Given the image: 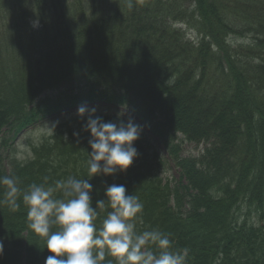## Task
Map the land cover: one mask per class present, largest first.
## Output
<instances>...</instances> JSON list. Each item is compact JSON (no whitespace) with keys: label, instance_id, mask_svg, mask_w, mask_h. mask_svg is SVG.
<instances>
[{"label":"trees","instance_id":"1","mask_svg":"<svg viewBox=\"0 0 264 264\" xmlns=\"http://www.w3.org/2000/svg\"><path fill=\"white\" fill-rule=\"evenodd\" d=\"M129 2L0 0V177L20 189L12 210L0 184V264H45L54 255L28 227L22 197L31 184L64 199L58 181L90 178L87 115L73 128L57 125L25 161L14 157L13 141L89 105L117 111L93 118L127 123L122 110L142 127L126 171L90 178L93 207L107 186L123 184L143 204L134 231L164 233L171 250L187 249L184 264H264V0ZM177 133L200 152L184 156ZM161 151L178 170L173 181L161 176ZM244 202L259 211L258 223L238 220ZM110 211L106 200L97 228Z\"/></svg>","mask_w":264,"mask_h":264},{"label":"clouds","instance_id":"2","mask_svg":"<svg viewBox=\"0 0 264 264\" xmlns=\"http://www.w3.org/2000/svg\"><path fill=\"white\" fill-rule=\"evenodd\" d=\"M129 7H132L131 0ZM95 112V107L77 109L80 117H88L84 130L90 132L88 143L92 149L88 160L89 177L126 171L138 156L133 142L139 138L142 127L132 119L127 123L104 122L100 117L93 118ZM90 178L70 177L58 181L56 187L63 190L64 199H54L52 187L35 183L23 194L28 227L45 238L47 250L54 254L46 257L45 264H101L106 251L118 264H184L187 249L171 250L172 242L164 233L153 230L137 234L134 231L135 225L130 221L142 212L143 204L138 196L129 194L123 184L106 187L104 195L112 211L97 228L94 224L97 209H103L106 200L99 199L96 206H92ZM0 184L6 186L4 202L12 210L18 209L20 189L16 179L3 176ZM53 225L58 226L57 231H51ZM149 244L159 251L150 250ZM2 253L3 243L0 242Z\"/></svg>","mask_w":264,"mask_h":264},{"label":"rangeland","instance_id":"3","mask_svg":"<svg viewBox=\"0 0 264 264\" xmlns=\"http://www.w3.org/2000/svg\"><path fill=\"white\" fill-rule=\"evenodd\" d=\"M184 31L186 33V36L191 39L193 42H198L201 40V35L192 29L184 28ZM188 39V40H189ZM234 42L238 43L242 40L239 38H235L233 40ZM55 93V92H54ZM49 94H51L49 92ZM88 108H96L95 114L101 113V112H112L108 108H103L100 105H89ZM117 113V111L115 112ZM118 115L121 116L125 120H129L128 114L122 110L118 112ZM80 116L77 114V109H73L68 113H62L58 115H52L48 117L47 119L43 120L42 122L38 123L34 127H31L24 131L23 133L19 134L16 139L13 141V155L14 157L19 161H25L27 159H30L32 156L31 148L37 144L43 139V137H48L51 135L54 131V128L57 125H67L64 130H67L68 128H73L75 126L72 124L73 118H79ZM181 146H182V153L184 155L188 154H197L199 153L201 149V145H196L194 143H190L186 141L185 139H181ZM162 157L167 161L165 168L161 170V176L173 181L172 179L178 178V170L167 157V154L164 151H161ZM238 220L242 221L245 220L247 222H254L258 223L260 220V214L259 211L255 210L253 206L248 205L247 203H242L240 205V209L238 212ZM114 261H117L115 257L108 258L106 264H113ZM118 263V262H117Z\"/></svg>","mask_w":264,"mask_h":264}]
</instances>
